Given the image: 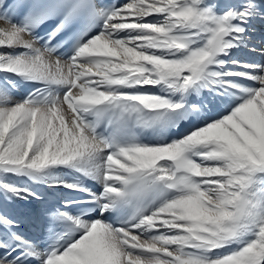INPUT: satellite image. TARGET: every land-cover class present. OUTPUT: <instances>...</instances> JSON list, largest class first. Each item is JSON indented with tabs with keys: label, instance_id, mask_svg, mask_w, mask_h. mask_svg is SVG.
I'll return each instance as SVG.
<instances>
[{
	"label": "snow or ice",
	"instance_id": "1",
	"mask_svg": "<svg viewBox=\"0 0 264 264\" xmlns=\"http://www.w3.org/2000/svg\"><path fill=\"white\" fill-rule=\"evenodd\" d=\"M257 23L264 0H0V200L37 205L32 235L0 210V264H264V60L233 57Z\"/></svg>",
	"mask_w": 264,
	"mask_h": 264
},
{
	"label": "bare ground",
	"instance_id": "2",
	"mask_svg": "<svg viewBox=\"0 0 264 264\" xmlns=\"http://www.w3.org/2000/svg\"><path fill=\"white\" fill-rule=\"evenodd\" d=\"M152 18V17H150ZM149 19V18H148ZM257 25V24H256ZM256 27V26H255ZM258 28H260V30H256L254 31V33H252V38L251 40L252 41H249V45L250 46H255L257 48V45L260 44V42L258 40L260 39H264V33H261L263 30H264V25H261L260 26H257ZM239 50V49H238ZM238 50H235L233 52V57L237 58L239 57L241 60L243 59L244 62H251L252 60H254V57L256 56V53L254 52H251L249 51L248 48H241V52L242 53H238ZM239 59V60H240ZM0 75H3V74H0ZM14 96V95H13ZM15 98V96H14ZM69 117H70V114H68ZM23 182V181H22ZM24 183H28L26 180H24ZM43 195L45 194V190L44 189H38ZM58 193V192H57ZM3 200H0V210H5V211H8L9 214H12V215H16V208L17 206H21V207H24L26 209H28L29 207L32 208V206H27V205H24L22 202H15V203H9L7 201H3V203H1Z\"/></svg>",
	"mask_w": 264,
	"mask_h": 264
},
{
	"label": "rangeland",
	"instance_id": "3",
	"mask_svg": "<svg viewBox=\"0 0 264 264\" xmlns=\"http://www.w3.org/2000/svg\"><path fill=\"white\" fill-rule=\"evenodd\" d=\"M149 19H152V18L149 17ZM257 26H259V24L256 25V27H255V31H256V30H260V28H258ZM252 33H254V32H252ZM261 33H264V30H263ZM251 38H252V35H251ZM250 41H252V40L250 39ZM258 41L260 42V44L257 45V49H258V51L254 52V53H256V56L254 57V59H255V58H259V55H260L259 49H264V39H263V40L260 39V40H258ZM238 53H242L240 49L238 50ZM237 59H240V58L237 57ZM240 60H241V59H240ZM262 60H264V56H261V55H260V59H259L258 61H262ZM241 61H243V59H242ZM251 62H253V60H252ZM23 183H24V181H23ZM1 203H3V201H2ZM0 205H1V204H0ZM1 210H2V209H1Z\"/></svg>",
	"mask_w": 264,
	"mask_h": 264
}]
</instances>
